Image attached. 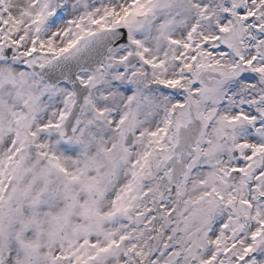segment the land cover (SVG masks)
<instances>
[{
    "label": "snow or ice",
    "instance_id": "6c2138e0",
    "mask_svg": "<svg viewBox=\"0 0 264 264\" xmlns=\"http://www.w3.org/2000/svg\"><path fill=\"white\" fill-rule=\"evenodd\" d=\"M0 264H264V0H0Z\"/></svg>",
    "mask_w": 264,
    "mask_h": 264
}]
</instances>
